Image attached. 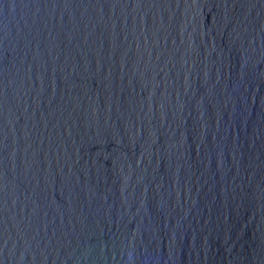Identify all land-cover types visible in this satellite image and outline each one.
Listing matches in <instances>:
<instances>
[{"label": "water", "instance_id": "95a60500", "mask_svg": "<svg viewBox=\"0 0 264 264\" xmlns=\"http://www.w3.org/2000/svg\"><path fill=\"white\" fill-rule=\"evenodd\" d=\"M0 264H264V0H0Z\"/></svg>", "mask_w": 264, "mask_h": 264}]
</instances>
